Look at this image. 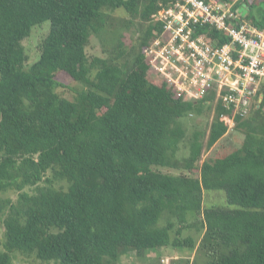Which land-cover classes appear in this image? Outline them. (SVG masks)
<instances>
[{
	"label": "trees",
	"instance_id": "trees-1",
	"mask_svg": "<svg viewBox=\"0 0 264 264\" xmlns=\"http://www.w3.org/2000/svg\"><path fill=\"white\" fill-rule=\"evenodd\" d=\"M177 1L0 0V264H14V252L47 264L143 260L168 247L195 248L182 239L191 227L204 230L202 258L191 264H264V99L236 118L241 147L199 165L196 132L189 155L177 158L185 118L214 112L208 150L232 130L215 91L187 99L146 56L163 30L153 15ZM241 5L242 17L264 29V0H242L234 10ZM118 10L137 19L128 23L139 27L137 44L128 50L120 39L89 56L107 11ZM46 22L40 58L27 67L24 41ZM198 33L229 42L215 29ZM60 73L83 86L72 98L58 92ZM211 190L224 191L233 208L205 207ZM8 192L17 199L3 198Z\"/></svg>",
	"mask_w": 264,
	"mask_h": 264
},
{
	"label": "built area",
	"instance_id": "built-area-1",
	"mask_svg": "<svg viewBox=\"0 0 264 264\" xmlns=\"http://www.w3.org/2000/svg\"><path fill=\"white\" fill-rule=\"evenodd\" d=\"M163 30L146 49V56L176 91L189 100L215 91L230 113L221 119L236 126L264 99V29L234 10L225 0H179L153 15ZM229 38L218 44L201 28Z\"/></svg>",
	"mask_w": 264,
	"mask_h": 264
},
{
	"label": "rangeland",
	"instance_id": "rangeland-1",
	"mask_svg": "<svg viewBox=\"0 0 264 264\" xmlns=\"http://www.w3.org/2000/svg\"><path fill=\"white\" fill-rule=\"evenodd\" d=\"M235 3H239L242 0H234ZM251 2V0H249ZM233 2V1H232ZM239 12L242 15H246L245 6H240ZM109 16V23L104 26L99 34L91 38L90 44L87 48V53L89 56H103L104 52L109 50L116 42L120 39L125 43L126 49H130L137 44V38L139 33V27L137 19L133 16H129L126 12L122 10L118 11H107ZM133 21L137 25H129L128 23ZM50 30V22L44 23L42 26H36L29 38L24 41V46L29 56V61L27 67H30L36 61L39 60L41 54L42 43L46 39ZM57 80L63 84V88H59L58 92L67 98H72L77 91H79L83 86L75 82L70 76L65 73H60L57 76ZM212 106L215 107V104ZM214 107L212 110L214 111ZM212 115H208L204 112L201 117L190 116L185 118L182 122L186 130V138L180 145V150L177 153L178 159H183L187 157L190 153V140L196 132L201 134V140L204 144V151L201 157L199 165H201L205 160L215 159L217 156H222L225 153L233 151L235 148L242 146L244 140V131L239 128H234L229 131V134L220 140L212 149L208 150L206 144L209 137V130L212 123ZM166 172H172L174 174H179V171H172L165 169ZM27 192L33 193L34 188H27ZM3 198H10L15 201L18 197L16 192H8L2 195ZM204 206L205 207H230L227 203L226 194L224 191H204ZM233 208V207H230ZM165 224V218H162L159 227ZM4 232L5 228L3 225V219L0 218V253L5 251L4 248ZM204 234V230H198L197 228L191 227L185 229L182 233V239L191 237L195 243V248L190 247H168L162 252L157 253L151 251V253L142 260V258H137L135 254H128L121 258L118 264H190L193 260H198L202 258V253L198 249L199 242L201 241ZM175 233L172 237H175ZM14 264H47L38 260L35 255H25L20 252L13 253ZM55 264V263H51Z\"/></svg>",
	"mask_w": 264,
	"mask_h": 264
},
{
	"label": "crops",
	"instance_id": "crops-1",
	"mask_svg": "<svg viewBox=\"0 0 264 264\" xmlns=\"http://www.w3.org/2000/svg\"><path fill=\"white\" fill-rule=\"evenodd\" d=\"M233 1V2H232ZM231 3L235 5V1L234 0H231ZM240 13V12H239ZM241 14V13H240ZM242 15V14H241Z\"/></svg>",
	"mask_w": 264,
	"mask_h": 264
}]
</instances>
